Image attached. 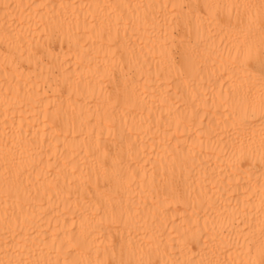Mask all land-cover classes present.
<instances>
[{
	"label": "bare ground",
	"instance_id": "1",
	"mask_svg": "<svg viewBox=\"0 0 264 264\" xmlns=\"http://www.w3.org/2000/svg\"><path fill=\"white\" fill-rule=\"evenodd\" d=\"M0 264H264V0H0Z\"/></svg>",
	"mask_w": 264,
	"mask_h": 264
}]
</instances>
